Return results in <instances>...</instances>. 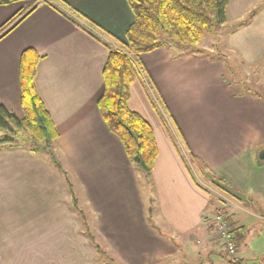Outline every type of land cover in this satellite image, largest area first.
<instances>
[{
	"label": "crops",
	"instance_id": "crops-1",
	"mask_svg": "<svg viewBox=\"0 0 264 264\" xmlns=\"http://www.w3.org/2000/svg\"><path fill=\"white\" fill-rule=\"evenodd\" d=\"M64 1L108 31L107 43L124 41L133 18L126 0ZM219 27L225 32L219 46L243 64L264 63V0H228ZM5 31L0 105L22 116L19 58L33 47L41 56L34 84L58 131L56 147L72 168V192L89 216L73 210L64 177L39 153L0 148V264H103L104 258L114 264H225L201 259L211 251L208 226L218 208L238 231L235 258L264 264V158H258L264 96L234 84L220 60L200 54L211 44L200 43L199 53L159 47L138 57L142 78L147 74L157 90L188 154L206 165L204 173L197 169L200 182L149 112L138 80L130 85L128 106L151 117L157 156L149 176L133 173L96 107L108 54L100 41L42 0L0 6V35ZM216 177L227 192L214 185ZM204 185L221 196L210 197Z\"/></svg>",
	"mask_w": 264,
	"mask_h": 264
},
{
	"label": "trees",
	"instance_id": "trees-1",
	"mask_svg": "<svg viewBox=\"0 0 264 264\" xmlns=\"http://www.w3.org/2000/svg\"><path fill=\"white\" fill-rule=\"evenodd\" d=\"M19 1L25 0H0V6L15 4ZM126 1L133 18L124 30V41L114 47L103 39V36L111 38L110 33L81 11L73 8L64 0H43L70 20L74 26L107 47L108 54L102 67L103 88L96 100V107L102 122L120 141L126 158L147 177L152 171L157 156L153 130L143 116L128 106L131 83L134 80L140 82L142 79L137 59L140 54L159 47L167 49L176 47L183 51L199 53L198 46L204 35L214 32L220 24L226 21L228 0ZM40 57L33 47H26L20 54L19 81L22 116L19 117L13 111L0 105V148L22 146L33 153L39 152L40 149L45 151L51 163L65 178L71 193L73 208L84 216L72 192L71 183L66 178V170L58 163L54 154L52 143L56 141L58 131L34 84L36 65ZM159 116L178 157L188 169L176 140L168 130L162 116ZM21 135H26L30 147L21 145L18 141ZM189 161L201 173L207 170L206 165L196 156L190 155ZM221 181L220 177H216L214 185L221 191L227 192L226 188L221 185ZM218 210L225 213L228 224L235 230L226 210L218 208L215 212ZM83 221L85 223V218ZM208 227L212 228L210 224ZM89 237L91 239L92 235L89 234ZM228 263L241 264V261L231 258Z\"/></svg>",
	"mask_w": 264,
	"mask_h": 264
},
{
	"label": "rangeland",
	"instance_id": "rangeland-1",
	"mask_svg": "<svg viewBox=\"0 0 264 264\" xmlns=\"http://www.w3.org/2000/svg\"><path fill=\"white\" fill-rule=\"evenodd\" d=\"M220 28L221 27L216 28L214 32H211V33L204 35L202 42H200L201 43L200 46H205V48H207V47H209L207 45L211 44V49H209L207 51H204V49H203L202 52H200V54L203 53L204 55H207L210 58L220 60L222 62L223 67H224L225 76H227L228 79H231L234 84H236L240 87H246V88L249 87V89L251 91L259 93L262 96H264V63L259 64V65L243 64L240 61V59L238 58V56H236L234 53L230 52V50L225 49V46H223L222 44L219 46L218 43H223L221 37H223V34H225L224 31H223V34L220 33V30H219ZM215 43H217L218 46L217 45L214 46ZM173 48L179 49L176 47H172V49ZM172 49L170 48V50H172ZM137 60L140 63V66L143 68V63H141V61L139 59H137ZM144 72H145V70H144ZM145 74H146V72H145ZM140 84H141L144 95H145L146 100H147L148 105H149V112L152 113L153 115L155 114L156 119L158 120V122L162 126L163 130L165 131V127L163 126L164 124L161 122L159 115L162 116V118L164 119V121L167 125L168 130L170 131L173 138L176 140L182 154L186 155L187 159L190 160V155L188 154V152L185 148V144L183 143L182 139L178 136L177 132L175 131L174 122H173L171 116L169 115L168 111L166 110L164 103L161 101L157 90H155V88H154L153 84L151 83L150 79L148 78L147 74L145 75L144 78L141 79ZM154 107H156V109H154ZM143 116H147V113H144ZM144 118L146 120H152V119H150L151 117L149 118V116L144 117ZM18 138H19L18 141L21 143V145H24V146L29 145L27 142L28 139H27L26 135H24V136L21 135ZM52 144L54 147V154L57 157L56 159L58 160V163L61 164V166L64 170H66L67 180L71 183V186H72V184L73 185L76 184L75 183V177L72 173L73 172L72 168L68 163H66V160L63 157L58 146L56 147V141H54ZM30 146L31 145H29L28 147H30ZM21 148L28 150L26 147L21 146ZM36 153H39V154H37V155L35 154V155L36 156L40 155V157H42L41 158L42 161L43 160L46 162L49 161L50 166H52V168L54 167V165L49 160L48 154L45 151L40 149L39 152H36ZM130 164H131L130 167H132L134 174H136L137 176L141 175V177L144 176V173L140 169L136 168L132 163H130ZM190 164L191 163L189 161V165ZM191 168H192L193 174L197 178V180H200V182H201V180H204L202 174L199 173V171L197 170V168L194 165L191 164ZM138 180L140 182V186L142 187V189L146 190L145 185H143V180L141 178H138ZM64 182H65V178H64ZM65 185L67 187L66 182H65ZM208 185L211 186V184H209V183H208ZM207 186H205L203 188L206 190L207 193L210 194V197L211 196L213 198L217 197L216 195H218V197L221 196V194H219L217 191L214 192L212 189H210L212 187H207ZM61 190H63V189H61ZM143 194L145 195V192ZM79 208L81 210H83L84 216L87 215L86 219H88V216H89L88 211L85 208H81L80 206H79ZM9 210L11 212H14V214L16 213L15 211H13V209H9ZM73 210L76 211L75 209H73ZM10 211L7 213L8 216H10V215L13 216L14 214H11ZM76 212H78V211H76ZM147 214H148V212H147ZM82 221H83V219H82ZM89 226L91 229L92 223H89ZM84 231H85V228H84ZM209 246H210L211 251L208 254H206L207 257H202L201 258L202 260H204L206 258H208L209 261H212V259L213 260L216 259V262L221 260L223 263L227 264L229 259H231V258L235 259V260L237 259V258H235V254L226 253L220 248L219 242H217V240L215 239V236H213V234H211L209 237ZM254 247H255V244H254ZM119 263H121V262H119ZM95 264H99V260ZM103 264H114V262L110 261L109 259L107 261L106 258H104ZM191 264H194V262H192ZM203 264H206V263H203Z\"/></svg>",
	"mask_w": 264,
	"mask_h": 264
},
{
	"label": "built area",
	"instance_id": "built-area-1",
	"mask_svg": "<svg viewBox=\"0 0 264 264\" xmlns=\"http://www.w3.org/2000/svg\"><path fill=\"white\" fill-rule=\"evenodd\" d=\"M210 225L212 226L213 236L219 242L221 249L226 253L234 254L236 251L238 231L230 227L226 215L222 210L214 213Z\"/></svg>",
	"mask_w": 264,
	"mask_h": 264
},
{
	"label": "water",
	"instance_id": "water-1",
	"mask_svg": "<svg viewBox=\"0 0 264 264\" xmlns=\"http://www.w3.org/2000/svg\"><path fill=\"white\" fill-rule=\"evenodd\" d=\"M258 158H259V159L264 158V150H262V151L258 154Z\"/></svg>",
	"mask_w": 264,
	"mask_h": 264
}]
</instances>
